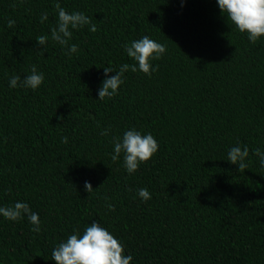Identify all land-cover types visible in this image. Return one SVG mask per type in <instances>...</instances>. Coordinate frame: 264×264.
Segmentation results:
<instances>
[{
    "label": "trees",
    "instance_id": "obj_1",
    "mask_svg": "<svg viewBox=\"0 0 264 264\" xmlns=\"http://www.w3.org/2000/svg\"><path fill=\"white\" fill-rule=\"evenodd\" d=\"M56 2L0 0V205L26 201L41 221L34 232L26 217H0V264H55L52 249L93 220L130 264H264V168L254 154L264 150V38L249 42L215 0H58L97 30H74L71 56L50 38L41 54L35 39L50 36ZM143 35L166 46L155 71L129 70L117 95L98 101L102 67L133 63L122 45ZM32 65L41 86H8ZM129 127L159 145L132 174L123 153L111 158L112 137ZM237 142L249 149L245 169L227 159ZM142 187L151 199L138 197Z\"/></svg>",
    "mask_w": 264,
    "mask_h": 264
},
{
    "label": "clouds",
    "instance_id": "obj_2",
    "mask_svg": "<svg viewBox=\"0 0 264 264\" xmlns=\"http://www.w3.org/2000/svg\"><path fill=\"white\" fill-rule=\"evenodd\" d=\"M221 13L226 14L227 20L235 26L240 33L246 34L249 42L255 43L264 38V0H215ZM56 20L49 26L50 36L47 34L36 37V44L40 47L41 54L46 51L45 46L49 38L66 48L65 54L71 56L78 51V44L70 43L73 31L87 26L90 32L97 30V25L92 22L83 11H68L58 2L55 3ZM49 13L43 10L39 20L41 23L48 21ZM14 19H8V27L15 25ZM127 57L133 63L121 64L118 68L110 65L103 66V79L97 88V100L111 99L116 96L120 86L124 82L125 73L142 72L151 75L155 71L152 60L159 59L165 52L166 46L148 35L122 45ZM109 73H114L109 75ZM44 74L38 71L36 65H32L27 74H13L10 76L8 86L10 88H25L36 90L42 85ZM110 128L101 130V135H108ZM63 143H68L67 137H62ZM112 160L116 161L123 153V166L128 174L134 173L141 163L148 161L158 151V141L151 132L142 134L134 127H129L122 136H113ZM254 154L259 158V164L264 168V150L257 148ZM249 157L247 145L241 147L240 143L229 148L228 162L237 165L238 169L247 168L246 158ZM84 190L92 192L89 181L84 182ZM137 195L144 201L151 199V193L147 188H139ZM109 210L113 205L107 204ZM0 217L4 220L16 222L27 218L32 225V231H41L39 214L33 211L26 201L17 200L13 204L0 205ZM51 260L55 264H130L133 260L131 254L125 252L123 243L116 238L107 228L93 220L81 233L74 229L66 239H62L51 252Z\"/></svg>",
    "mask_w": 264,
    "mask_h": 264
}]
</instances>
